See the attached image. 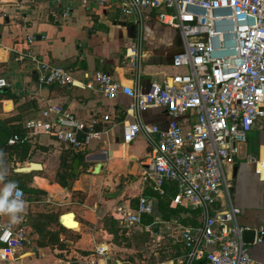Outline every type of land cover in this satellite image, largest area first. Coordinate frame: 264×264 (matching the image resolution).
Masks as SVG:
<instances>
[{"label":"crops","instance_id":"0c3cea01","mask_svg":"<svg viewBox=\"0 0 264 264\" xmlns=\"http://www.w3.org/2000/svg\"><path fill=\"white\" fill-rule=\"evenodd\" d=\"M109 4L111 7L98 6L93 0L85 5L70 0L63 5L70 6L71 13L62 17L63 6L54 1L0 0V76L11 83L10 75L26 74L24 83L12 88L18 96L16 102L0 99L2 108L9 112L7 115L19 113L18 106L24 101L33 105L28 109L29 116L51 102L79 118H93L94 129L99 133L83 150L68 148L45 134L29 138L30 143L37 137L48 138L60 145L62 151L47 147L43 152L56 155V164L40 161V169L24 173L23 179L15 178L17 188L23 191L20 199L25 210L19 215L23 216L28 243L12 256L6 257L0 250V264H91V260L93 264H124L126 261L113 252L114 244L105 223L116 218L121 225L120 214L134 209L141 194L154 203L153 212L144 215L151 216L154 223L163 220L154 191L143 187L139 179L148 162V137L144 132L130 142L123 137V125L134 121L127 110L130 98L119 94L110 99L97 91L72 85H39L33 63L28 58L18 60V51L28 48L38 58L70 70L76 81H87L95 70H103L121 84L142 90L175 71L171 57L182 48L178 29L155 18L139 24L132 16L119 15L117 2L111 0ZM29 38L34 41L28 43ZM138 40L142 56L137 81L135 71L123 60V55ZM140 119L147 129L152 125L166 128L169 115L162 107H151L140 112ZM70 152L83 156L78 158L75 176L69 180L59 162L66 158L69 163ZM224 172L230 184L229 202L240 210L237 223L249 229L264 226V122L257 123L246 140L237 145L232 160L224 165ZM59 177L71 183V189L57 183ZM5 184L0 181V190ZM71 190L83 194L81 201L72 199ZM189 209L170 218L176 224L183 223L182 228L200 225L201 211ZM70 212L78 223L77 229L68 228L63 222ZM43 216L48 219H42ZM4 219L11 216L4 214ZM181 239L182 255L163 261L185 264L189 248L182 234ZM98 248H103L104 254H99ZM247 248L253 260L264 263V238L258 243H247ZM197 260L206 264L204 258L194 259L190 264Z\"/></svg>","mask_w":264,"mask_h":264},{"label":"built area","instance_id":"2783aa9c","mask_svg":"<svg viewBox=\"0 0 264 264\" xmlns=\"http://www.w3.org/2000/svg\"><path fill=\"white\" fill-rule=\"evenodd\" d=\"M50 1L63 6L62 17L70 15L71 7L63 5L70 0ZM77 1L85 5L89 0ZM93 1L98 6L112 4L111 0ZM114 2L119 13L132 16L134 22L141 24L155 18L178 29L182 48L171 57L175 71L160 82H151L142 90L121 84L103 70H95L87 81H76L70 70L38 58L28 48L18 51V60L28 58L33 63L39 85H72L110 99L119 94L130 98L127 110L134 121L123 125V137L130 142L144 132L150 146L140 183L161 196L173 190L172 203L198 209L202 214L200 225L182 228L189 248L185 264L199 258H204L206 264H264L252 259L242 239L243 230L249 228L237 223L240 210L229 202L230 184L224 172L237 145L246 140L257 123L264 122V0ZM33 41L28 39V43ZM141 56L140 40L123 55L137 81ZM9 85V80L0 76V89ZM151 107L166 110V128L152 125L147 129L141 122L140 112ZM95 124L93 118H79L49 102L36 115L26 118L23 136L14 134L7 143L13 145L45 134L68 148L83 150L91 138H98ZM14 196L21 198L23 191L17 188ZM153 210V200L141 194L134 209L119 213V222L125 227L134 226ZM23 221L21 215L13 222L0 214V250L4 256H12L28 243ZM253 230V242H261L264 226ZM97 252L104 254L103 248Z\"/></svg>","mask_w":264,"mask_h":264},{"label":"rangeland","instance_id":"374dc122","mask_svg":"<svg viewBox=\"0 0 264 264\" xmlns=\"http://www.w3.org/2000/svg\"><path fill=\"white\" fill-rule=\"evenodd\" d=\"M122 17L128 18L130 16ZM12 82L11 88L20 86L24 83L26 74H13L10 75ZM6 89V88H4ZM2 88V90H4ZM1 90V89H0ZM27 102H23L21 106L24 107L22 113H14V115L8 116V111L2 108L0 103V119L7 120V124L0 123V129L6 125H11L12 120L20 118L21 116L30 115L29 110L31 107L26 105ZM10 104V103H8ZM10 105H7L9 108ZM28 110V111H25ZM29 113V114H28ZM23 119L21 118L20 123ZM52 147L54 150L62 151L61 148L51 142L48 138L37 137L36 140L29 145L22 146L20 148L7 147L4 150L0 147V171H6L4 183L9 181H15V178H22L23 175L14 174V172L26 173L30 171H16V168L28 166L30 162H40L47 160L53 164L57 163L55 156L51 152L44 153L47 147ZM15 170V171H14ZM13 178V179H12ZM21 182V181H20ZM71 190L72 199L81 201L83 194L81 192ZM160 212V211H159ZM42 219H48V216L41 217ZM153 219V218H152ZM151 221L143 222L136 226L125 227L119 225L116 218H113L114 225H110L111 241L114 244L113 252L122 260L126 262L124 264H154L166 259H176L182 255L184 250L181 239V222L175 223L170 218H162V222ZM53 241L54 238H51Z\"/></svg>","mask_w":264,"mask_h":264},{"label":"trees","instance_id":"16d2710c","mask_svg":"<svg viewBox=\"0 0 264 264\" xmlns=\"http://www.w3.org/2000/svg\"><path fill=\"white\" fill-rule=\"evenodd\" d=\"M4 89V88H3ZM0 99H13L15 102L17 101L18 99V96L16 95L15 91L11 88V86L9 85L8 87H6L5 90H0ZM24 102H27L26 105H28V107H31L33 106L31 101H24ZM23 103V102H22ZM22 103L18 106V109H19V113H22L24 111V107L21 106ZM26 111V110H25ZM29 115H27L26 117H23L21 116L20 118H16L15 120H12V123L11 125H4L1 129H0V147L2 150H4L5 146L7 147H14V148H20L22 146H26V145H29L30 144V140H25L23 142H19L17 144H13V145H9L7 143V140L9 137H11L12 135L14 134H18L20 136H23L25 134V128H24V121L26 120V118H28ZM21 118L23 119L20 123V120ZM0 123L4 124L6 123L7 124V120H2L0 119ZM82 154H73L70 152V162L69 163H66V158L63 159L62 162H59V165L61 166L62 168V172H65L66 173V176L67 178L70 180L71 178H73L75 176V174L73 173V163L71 159H74V158H79L81 159L82 158ZM14 174H17V175H23L24 173H21V172H14ZM57 183H59L60 185L64 186V187H67L69 189H71V183H67V182H64L63 180L60 179V177L56 180ZM154 191V194L156 195V198H158V204H157V207H158V210L160 211L161 213V216L163 218H166V219H170L171 216L173 215H176L178 214L179 212L181 211H185V210H189L190 209L185 206V205H182V204H174L172 203L171 199H170V196L174 194V191L173 190H169L166 195L164 196H161L159 195L154 189H151ZM32 191L31 189L28 190L27 192H30ZM152 219L151 216L149 215H143L142 217V223L143 222H150ZM108 231L110 230L111 231V228L110 225H114V221H113V218L112 219H109L106 223H105ZM205 261L204 260H197L195 261L193 264H204Z\"/></svg>","mask_w":264,"mask_h":264},{"label":"clouds","instance_id":"9594fccd","mask_svg":"<svg viewBox=\"0 0 264 264\" xmlns=\"http://www.w3.org/2000/svg\"><path fill=\"white\" fill-rule=\"evenodd\" d=\"M6 171H0V181H3ZM17 189V184L14 181H9L0 190V214H8L13 222H17L19 214L25 210V203L18 196H14Z\"/></svg>","mask_w":264,"mask_h":264},{"label":"water","instance_id":"95a60500","mask_svg":"<svg viewBox=\"0 0 264 264\" xmlns=\"http://www.w3.org/2000/svg\"><path fill=\"white\" fill-rule=\"evenodd\" d=\"M5 90V89H4ZM79 163V159L75 158L73 161V172H76V168L78 166ZM41 168V164L39 162H30L28 166H23V167H18L16 168V171H31V170H37ZM98 169V165L95 168V171ZM68 214H72L74 216V214L72 212L68 213ZM67 215V214H66ZM76 222V221H74ZM254 235L255 232L253 229H247V230H243L242 232V239L245 243H252L253 239H254Z\"/></svg>","mask_w":264,"mask_h":264},{"label":"bare ground","instance_id":"6f19581e","mask_svg":"<svg viewBox=\"0 0 264 264\" xmlns=\"http://www.w3.org/2000/svg\"><path fill=\"white\" fill-rule=\"evenodd\" d=\"M76 221L75 218L73 217L72 214H68L63 218V222L64 224L68 227V228H74L77 229L78 228V223L74 222Z\"/></svg>","mask_w":264,"mask_h":264}]
</instances>
